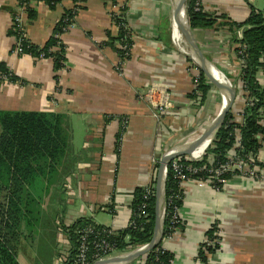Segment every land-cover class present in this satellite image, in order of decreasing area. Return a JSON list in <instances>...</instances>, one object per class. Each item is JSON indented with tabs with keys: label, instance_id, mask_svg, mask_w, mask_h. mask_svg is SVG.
<instances>
[{
	"label": "crops",
	"instance_id": "1",
	"mask_svg": "<svg viewBox=\"0 0 264 264\" xmlns=\"http://www.w3.org/2000/svg\"><path fill=\"white\" fill-rule=\"evenodd\" d=\"M120 3L133 41L129 60L121 62L119 44H110V37L120 31L113 20L114 5L109 0H85L74 25L62 36L67 67L56 72L52 59L15 53L13 17L17 12L28 39L43 47L76 2L61 0L53 9L34 2L36 15L30 19L25 9H19V0H0V62L22 80L0 86V111L62 115L71 132L57 191L60 206L51 222L39 228L50 231L30 235L25 223L19 236L9 231L19 264H68L72 243L67 228L81 218L116 231L128 228L135 192L153 185L162 157L204 134L223 107L224 94L209 80L212 89L206 100L192 97L190 67L195 61L185 41L175 42L172 1ZM198 3L206 14L240 24L252 9L264 10V0ZM193 34L213 66L236 82L234 72L240 64L228 27L198 28ZM120 63L122 73L117 70ZM153 83L165 87L172 103L160 117L141 96ZM258 155L263 164L264 143ZM53 193L52 188L42 212L55 206ZM182 193V225L161 245L173 254L175 264H197L207 233L214 228L223 239L202 264H264L263 186L231 176L222 191L190 181Z\"/></svg>",
	"mask_w": 264,
	"mask_h": 264
},
{
	"label": "trees",
	"instance_id": "2",
	"mask_svg": "<svg viewBox=\"0 0 264 264\" xmlns=\"http://www.w3.org/2000/svg\"><path fill=\"white\" fill-rule=\"evenodd\" d=\"M61 0H19V9H25L28 16L34 18L36 11L33 8L34 2H44L51 9L55 8ZM76 6L68 10L56 25L51 38L43 47L34 45L26 36L25 27L18 21L20 15L16 12L13 17L11 34L16 38V45L21 48L20 54H28L34 58L52 59L56 72L67 67L66 46L62 36L68 31L69 27L75 23L77 12L83 8L81 3L85 0H74ZM113 5L118 0H109ZM201 0H188L187 16L191 29L213 28L216 25L228 27L232 35V43L237 59L240 63V78L246 84L250 97L255 98L253 105L245 108V121L242 125L231 122V114H228L223 127L207 149L204 159L200 162H186L195 167L202 168L207 166L211 169L208 158L214 156L217 162H225L228 154L233 149L234 129L238 128L241 136V156L246 160L251 155L256 156L263 147L264 143V112L259 113L264 107V88L257 81V74L262 66L261 57L264 54V10L252 9L247 20L240 24L232 22L226 16L214 18L202 11L195 10L196 4ZM125 10V9H124ZM218 18L223 20L219 24ZM113 20L116 24L123 21L113 13ZM243 29L242 38L237 37V31ZM110 44L114 42L119 45H129L133 47L132 35L130 31L120 28L116 38L110 37ZM16 48V46H15ZM121 62L129 60L131 57L127 50L116 48ZM243 52L240 56L238 53ZM198 91L200 96L195 93L193 98L205 101L209 95L212 85L208 82L204 73L200 72ZM58 79V77H57ZM22 82L8 65L0 62V86L4 84H16ZM66 118L58 114L42 112H23V111H0V264H19L17 254L10 244L13 236L9 231L22 233V225H31V221L36 220V216L42 215V206L53 188L55 194L60 190L61 168L71 149V132L66 130ZM260 137V138H259ZM183 159V158H182ZM185 161V160H184ZM264 168V163H257ZM209 173L202 172L193 175L194 179H206ZM231 177L226 175V178ZM153 185H156V180ZM144 189L135 192L133 202V224L128 228L118 231L117 235H108L103 230L105 227L95 225L91 220L81 218L67 228V234L72 243L71 256L69 263L73 264L78 254L81 231L91 226L95 229V234L100 233L108 242L116 245L118 252H124L141 245L148 244L155 229V197L149 201L146 209L148 217L141 216L143 205ZM183 196L174 178L173 171L169 167L165 198L167 204L173 196L175 204L182 206ZM169 207L164 222V238L172 233L169 218ZM36 214V215H35ZM95 234L89 236V240L95 239ZM11 236L10 238L8 236ZM15 237V236H14ZM211 240L215 239V228L207 233ZM219 248L203 244L199 251L201 262L207 263L209 258ZM92 253V252H91ZM146 260L145 264H171L174 259L173 254L162 250L158 246L146 256L141 257Z\"/></svg>",
	"mask_w": 264,
	"mask_h": 264
},
{
	"label": "built area",
	"instance_id": "3",
	"mask_svg": "<svg viewBox=\"0 0 264 264\" xmlns=\"http://www.w3.org/2000/svg\"><path fill=\"white\" fill-rule=\"evenodd\" d=\"M121 0L117 1V4L114 5L115 11L113 12L114 15L118 16L123 21L125 20V16L123 12L121 11L122 5L120 3ZM200 4H196L197 11H200ZM113 15V14H112ZM20 23H22L21 18L18 19ZM74 25V24H73ZM71 25L69 29L73 26ZM117 27L124 28L127 31H130V28L126 24V22H123L121 24H117ZM68 29V30H69ZM131 33V32H130ZM242 31L239 30L237 32V37L242 38ZM178 43L184 42L183 39L176 41ZM119 47L123 50H127L128 53L131 54L132 48L129 47V45H119ZM15 53H20L21 48H19V45H16V48L14 49ZM189 53V51H188ZM240 56L243 54V52L238 53ZM42 59V58H40ZM241 60L239 59V62ZM261 63L262 66L258 71L257 74V81L261 87L264 88V54L261 57ZM240 64V63H239ZM122 64L120 63L117 67V70L122 73ZM190 71H193V86H194V93L196 95L200 96V91H198L199 81H200V68L196 63H194L190 67ZM240 67L237 71L234 72V76L237 77L236 82H233L226 74H224L222 71L221 74L226 79L225 83L229 87H232L236 91L235 100L233 102L232 108L229 112L231 114V122L236 123L239 125H242L245 121V108H247L250 105H253L254 102H256L255 98H252L249 96L246 84L243 82V80L239 77L240 76ZM208 80V79H207ZM143 97V100L146 101L150 106L154 109V114L156 117H160L161 114H163L166 110L171 108L172 103L170 102L168 98V94L165 92V87H162L161 84L153 83L151 87L148 89L145 94L141 95ZM264 112V107H261L259 110V113L262 114ZM234 144L232 151L228 154L227 159L225 162H217L215 157L210 155L208 158V163L211 166L207 168V166L198 168L193 166L192 164H187L186 162H200L204 159V156L206 155L207 150H205L204 154L198 158H194L192 156H186L182 158L175 159L172 161L169 165L171 170L173 171L174 178L176 179L178 183L179 189L183 192V188L185 185L190 181H196L198 184L202 187L204 186H211L216 191H222L225 189V187L228 184L229 178H226V175L230 176H242L245 178H249L258 185H261L264 187V172L262 171V168L257 165V163H260L259 160V153L254 156L251 155L246 160L241 156L240 152L242 149V143H241V136L240 131L238 128L234 129ZM260 138V137H259ZM185 160V161H184ZM168 167V169H169ZM205 170L209 173L208 177L206 179H194L193 175H196L200 172ZM144 198H143V205L141 207V216L148 217V213H146V209L149 206V201L155 197V185H150L146 188H144ZM183 195V193H182ZM177 199L181 200L183 199V196H178ZM165 206H166V213L167 208L169 207L170 213L169 218L171 222L172 233H170L165 238L171 237L174 232H176L179 227L182 225V218H181V207L175 204L173 196L170 197L169 203L167 204L165 199ZM166 217V216H165ZM133 224V221L131 220L130 225ZM108 235H117L116 230L112 228H105L103 230ZM82 235L80 236V244L78 247V254L76 256V260L73 262V264H95L96 262L116 258L119 256L126 255L128 253H131L135 250H141L145 248L146 245H141L136 248H132L130 250L124 251V252H118L116 245L108 242L104 237L100 236V233L95 234V229L91 226L87 227L86 229L81 231ZM95 234V239L90 241L89 236ZM164 238V239H165ZM223 239L222 232L217 231L215 232V239L211 240L208 237L205 238L204 244L207 246H216L217 244L220 246ZM162 250H164L162 248ZM92 252V253H91ZM146 256V255H145ZM143 264L146 263V260L143 258ZM67 263L69 261L67 260ZM171 264H175L174 259L170 260ZM197 264H202L200 260H197Z\"/></svg>",
	"mask_w": 264,
	"mask_h": 264
},
{
	"label": "water",
	"instance_id": "4",
	"mask_svg": "<svg viewBox=\"0 0 264 264\" xmlns=\"http://www.w3.org/2000/svg\"><path fill=\"white\" fill-rule=\"evenodd\" d=\"M173 4V20L176 18L179 23V28L183 38L185 39L186 45L189 48V53L198 65L200 70L204 73L205 77L226 96L223 107L211 126L196 140L185 144L182 147L166 154L162 157L159 167L158 175L155 186V229L154 235L151 241L146 244L145 248L141 250H135L123 256H119L112 259L96 262L95 264H131L141 257L147 255L149 252L162 245L164 240V222L166 216L165 206V192L166 182L168 175V167L172 161L178 158L186 156H192L193 152L197 151L204 145L206 150L212 144L221 128L223 127L225 120L232 108L235 100L236 91L234 88L226 85L225 82L220 80L215 73L214 69L218 70L213 64L206 58L200 46L198 45L193 30L191 29L189 19L187 16V4L188 0H171Z\"/></svg>",
	"mask_w": 264,
	"mask_h": 264
},
{
	"label": "rangeland",
	"instance_id": "5",
	"mask_svg": "<svg viewBox=\"0 0 264 264\" xmlns=\"http://www.w3.org/2000/svg\"><path fill=\"white\" fill-rule=\"evenodd\" d=\"M182 39H183V41H185V39L183 37H182ZM59 198H60V193H58V194H57V192H56V194L53 193L51 204L52 205H55V206L53 208H51V210L49 212H42V215L41 216L40 215L39 216H36V220L31 221L32 222L31 225L30 226H27V228H26V232L28 234H30V235L31 234L39 235V233L42 232V235L41 236H43V235L45 236V233L47 231H50L49 229H44V230H41L40 231L39 228L41 226L46 227L45 226V223L46 224H49L51 222V220L53 219L55 213L57 212L56 206H60V204H58ZM38 231H40V232L38 233Z\"/></svg>",
	"mask_w": 264,
	"mask_h": 264
},
{
	"label": "bare ground",
	"instance_id": "6",
	"mask_svg": "<svg viewBox=\"0 0 264 264\" xmlns=\"http://www.w3.org/2000/svg\"><path fill=\"white\" fill-rule=\"evenodd\" d=\"M174 38L176 41H179L182 39V34L179 28V23L177 22L176 18H174ZM175 41V42H176ZM213 72L215 73V75L222 80L223 82L226 81V79L223 77V75L221 74V72H219L218 70L214 69ZM225 80V81H224ZM226 98V96H224ZM206 150V145H204L203 147H201L200 149H198L197 151L193 152V157L194 158H198L200 156H202L204 154Z\"/></svg>",
	"mask_w": 264,
	"mask_h": 264
}]
</instances>
